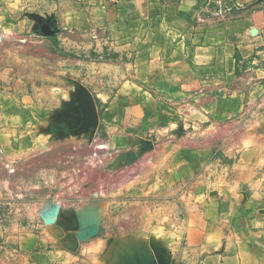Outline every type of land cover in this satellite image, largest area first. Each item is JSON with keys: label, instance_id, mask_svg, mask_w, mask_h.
<instances>
[{"label": "crops", "instance_id": "obj_1", "mask_svg": "<svg viewBox=\"0 0 264 264\" xmlns=\"http://www.w3.org/2000/svg\"><path fill=\"white\" fill-rule=\"evenodd\" d=\"M0 264H264V0H0Z\"/></svg>", "mask_w": 264, "mask_h": 264}, {"label": "rangeland", "instance_id": "obj_2", "mask_svg": "<svg viewBox=\"0 0 264 264\" xmlns=\"http://www.w3.org/2000/svg\"><path fill=\"white\" fill-rule=\"evenodd\" d=\"M109 2H114L116 0H107ZM251 9V8H250ZM12 44V43H11ZM14 45H27V47H21V49L19 50V46H15L16 48L13 49L11 51V53L9 51H6L7 54V58H11L12 59V66L11 69L13 72L18 71L20 69V59L23 57L22 55H28L31 59H33L35 61V58H37V55H39V59H45L46 61H48L49 63L52 64V62L55 61V58L52 54L51 51H48L46 48V46L42 47L40 46V44H42V42L40 43V41L36 38H33L32 40H27L24 38H19L18 40H15V42H13ZM9 54H12L11 56ZM36 64V61L34 63V65ZM24 68V65H23ZM30 69H34L36 70V68L32 67V64H29V70ZM51 70V69H50ZM62 151L67 150V147H62Z\"/></svg>", "mask_w": 264, "mask_h": 264}, {"label": "water", "instance_id": "obj_3", "mask_svg": "<svg viewBox=\"0 0 264 264\" xmlns=\"http://www.w3.org/2000/svg\"><path fill=\"white\" fill-rule=\"evenodd\" d=\"M82 97L80 98V103L82 105L83 112V128L85 129H94L98 124V112L96 109V105L94 99L90 92L85 88H82ZM135 158V154H133ZM97 233V226H95L92 230H90L85 236H83V240L95 235Z\"/></svg>", "mask_w": 264, "mask_h": 264}, {"label": "built area", "instance_id": "obj_4", "mask_svg": "<svg viewBox=\"0 0 264 264\" xmlns=\"http://www.w3.org/2000/svg\"><path fill=\"white\" fill-rule=\"evenodd\" d=\"M230 2L234 3L237 6H241L243 2L251 1V0H229Z\"/></svg>", "mask_w": 264, "mask_h": 264}]
</instances>
